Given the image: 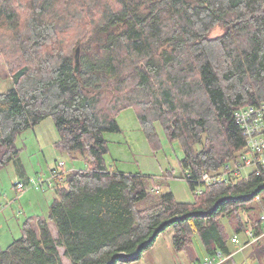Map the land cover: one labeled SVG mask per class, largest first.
I'll use <instances>...</instances> for the list:
<instances>
[{
	"label": "trees",
	"instance_id": "1",
	"mask_svg": "<svg viewBox=\"0 0 264 264\" xmlns=\"http://www.w3.org/2000/svg\"><path fill=\"white\" fill-rule=\"evenodd\" d=\"M0 57L12 79L0 91V166L18 154L17 134L49 116L56 146L87 162L56 177L48 217L27 218L0 264H126L170 229L191 264L219 252L220 264L237 254L264 264V170L200 179L238 162L246 140L234 112L264 100V0H0ZM128 107L149 142L155 121L179 141L193 202L158 193L152 176L109 170L104 134L120 131ZM196 234L203 258L191 254Z\"/></svg>",
	"mask_w": 264,
	"mask_h": 264
},
{
	"label": "rangeland",
	"instance_id": "2",
	"mask_svg": "<svg viewBox=\"0 0 264 264\" xmlns=\"http://www.w3.org/2000/svg\"><path fill=\"white\" fill-rule=\"evenodd\" d=\"M213 33H220V30L217 29ZM79 53L77 55L80 60ZM8 74L7 63L0 57V91L6 90L12 84ZM115 118L121 128L120 131L104 134L109 146V151L104 155L109 170L152 176L156 178L152 179L153 184L159 185L158 193L171 191L177 201L193 202L196 196L191 183L183 176L185 170L181 165L184 154L179 141H170L162 123L155 121L157 144L149 142L135 107L121 110ZM53 119L49 116L41 120L39 124L17 134L15 148L19 150L18 154L12 162L0 166V245L2 248H6L22 235V224L27 218L35 215L48 217V210L57 192L56 189L49 188L46 181L51 177L50 171L58 161L64 160L65 173L87 167L83 156H73L72 153L56 146L60 134ZM251 170L250 167L244 169L243 176H247ZM31 178L45 181V190L29 185L23 191L18 189V182H26ZM143 205L145 202H142ZM224 222L227 229L231 230L232 227L227 218ZM50 227L53 235H56V225L50 223ZM171 230L160 235L154 244L144 251L141 258L126 264H191L192 257L188 251H177L173 248ZM241 238H244V235ZM201 242L199 235L196 234L191 243L193 257H204L205 250ZM62 253L63 250H61ZM63 259L65 264H71L69 258L63 256ZM236 260L238 264H259L244 258L242 254H237Z\"/></svg>",
	"mask_w": 264,
	"mask_h": 264
},
{
	"label": "built area",
	"instance_id": "3",
	"mask_svg": "<svg viewBox=\"0 0 264 264\" xmlns=\"http://www.w3.org/2000/svg\"><path fill=\"white\" fill-rule=\"evenodd\" d=\"M234 113V117L237 123L241 126L245 136V147L238 157V162L226 164L224 169L220 172H204L202 178H200L203 182L205 181L207 183H213L227 180L229 174L233 175L232 177L243 178L245 176H243L242 172L248 167L252 169L250 173L254 172L256 174H260L261 171L264 170V100L260 101L257 104L242 107ZM64 170V160L58 161L50 171L51 177L47 179V184L45 181L31 178L26 180V182H18V189L20 191H23L27 185L42 190H45L46 185L49 188H54L56 177L62 175L64 173ZM189 175L190 174H188V176ZM256 200H260L259 196H256ZM261 215L262 218H264V213ZM248 229L249 231L252 230L251 225L248 227ZM237 241L238 238L234 236L232 242L238 243ZM224 258L225 257L221 255L220 252L216 255H205L202 262L199 264H220L224 260Z\"/></svg>",
	"mask_w": 264,
	"mask_h": 264
},
{
	"label": "water",
	"instance_id": "4",
	"mask_svg": "<svg viewBox=\"0 0 264 264\" xmlns=\"http://www.w3.org/2000/svg\"><path fill=\"white\" fill-rule=\"evenodd\" d=\"M79 51H80V47H77V51H76V53H75V55L77 56V58H76V66H75V67L79 66V62H80L79 59H78V55H77V54L79 53ZM153 238H154V237H153ZM153 238L150 239L149 242H152V241H153ZM121 255H122V254H120V255H118V256H121ZM123 255H124V254H123ZM113 259H115V257H114ZM113 259H112V260H113Z\"/></svg>",
	"mask_w": 264,
	"mask_h": 264
},
{
	"label": "crops",
	"instance_id": "5",
	"mask_svg": "<svg viewBox=\"0 0 264 264\" xmlns=\"http://www.w3.org/2000/svg\"><path fill=\"white\" fill-rule=\"evenodd\" d=\"M25 177L27 178L28 176H25ZM54 185H55V183H54ZM55 187H56V185H55ZM55 187H54V189H55ZM173 233L174 232L171 231V237L173 236Z\"/></svg>",
	"mask_w": 264,
	"mask_h": 264
}]
</instances>
